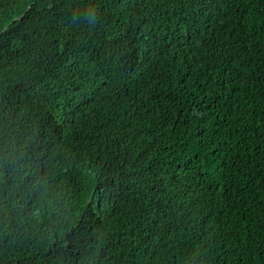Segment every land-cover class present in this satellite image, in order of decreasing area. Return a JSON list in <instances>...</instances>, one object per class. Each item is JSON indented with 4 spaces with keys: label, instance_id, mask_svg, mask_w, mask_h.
I'll list each match as a JSON object with an SVG mask.
<instances>
[{
    "label": "trees",
    "instance_id": "16d2710c",
    "mask_svg": "<svg viewBox=\"0 0 264 264\" xmlns=\"http://www.w3.org/2000/svg\"><path fill=\"white\" fill-rule=\"evenodd\" d=\"M0 264H264V0H0Z\"/></svg>",
    "mask_w": 264,
    "mask_h": 264
}]
</instances>
